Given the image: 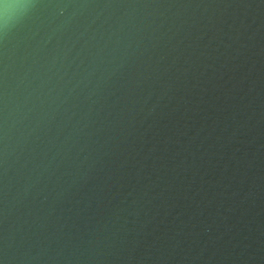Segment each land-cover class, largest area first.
Masks as SVG:
<instances>
[{"label": "water", "instance_id": "95a60500", "mask_svg": "<svg viewBox=\"0 0 264 264\" xmlns=\"http://www.w3.org/2000/svg\"><path fill=\"white\" fill-rule=\"evenodd\" d=\"M0 264H264V0H0Z\"/></svg>", "mask_w": 264, "mask_h": 264}]
</instances>
